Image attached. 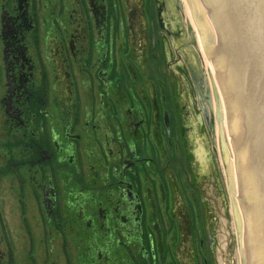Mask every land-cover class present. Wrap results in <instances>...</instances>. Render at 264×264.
I'll list each match as a JSON object with an SVG mask.
<instances>
[{
  "label": "flooded vegetation",
  "instance_id": "af4514ba",
  "mask_svg": "<svg viewBox=\"0 0 264 264\" xmlns=\"http://www.w3.org/2000/svg\"><path fill=\"white\" fill-rule=\"evenodd\" d=\"M188 41L181 0H0V264H219Z\"/></svg>",
  "mask_w": 264,
  "mask_h": 264
},
{
  "label": "water",
  "instance_id": "95a60500",
  "mask_svg": "<svg viewBox=\"0 0 264 264\" xmlns=\"http://www.w3.org/2000/svg\"><path fill=\"white\" fill-rule=\"evenodd\" d=\"M194 5L207 28L187 23L188 43L204 33L214 55L219 146L231 172L244 264H264V0ZM206 94L211 105L210 89Z\"/></svg>",
  "mask_w": 264,
  "mask_h": 264
},
{
  "label": "rangeland",
  "instance_id": "374dc122",
  "mask_svg": "<svg viewBox=\"0 0 264 264\" xmlns=\"http://www.w3.org/2000/svg\"><path fill=\"white\" fill-rule=\"evenodd\" d=\"M181 4L182 19L184 21V24H186L189 22L186 13V3L184 2V0H181ZM196 51L198 52L201 69L204 73L205 79L210 89H212V92L214 94L213 96H215L214 98H216V93H214L211 83L210 69L206 63L207 58L205 56H202L198 49H196ZM217 127L218 126L216 125L214 158L216 162L220 189L218 190L216 201L214 204V214L217 218L215 231L216 256L219 264H244L238 219L235 215V213H237L236 205L231 191V182L229 180L228 169L225 167L219 146V130ZM13 246L15 252L18 255H21L22 252H27L28 245L23 242L14 243Z\"/></svg>",
  "mask_w": 264,
  "mask_h": 264
},
{
  "label": "bare ground",
  "instance_id": "6f19581e",
  "mask_svg": "<svg viewBox=\"0 0 264 264\" xmlns=\"http://www.w3.org/2000/svg\"><path fill=\"white\" fill-rule=\"evenodd\" d=\"M184 2L186 3L185 5H186V13L189 21L188 23L191 24L194 31L195 29H206L207 27L204 21L202 20L197 8L194 5L195 0H190V1L184 0ZM196 44H197V49L201 53V55L207 58L206 63L210 69L212 87L214 93H216L214 55L211 51V48L208 44V41L204 33H196ZM228 173H229V180L231 182V191H232L233 199L235 200L231 172L228 170ZM235 215L237 217V213H235Z\"/></svg>",
  "mask_w": 264,
  "mask_h": 264
}]
</instances>
